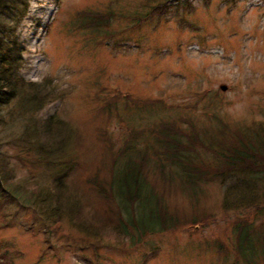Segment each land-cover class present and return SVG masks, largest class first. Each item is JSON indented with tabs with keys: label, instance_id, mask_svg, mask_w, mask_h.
I'll use <instances>...</instances> for the list:
<instances>
[{
	"label": "rangeland",
	"instance_id": "374dc122",
	"mask_svg": "<svg viewBox=\"0 0 264 264\" xmlns=\"http://www.w3.org/2000/svg\"><path fill=\"white\" fill-rule=\"evenodd\" d=\"M141 1H30L21 74L35 82L52 78L64 97L32 118L18 102L0 107V264H234L231 224L238 213L221 211L224 188L205 184L204 197L193 204L179 178L165 181L153 173L158 147L152 129L175 120L193 134L190 122L212 127L215 116L239 125L264 123V0H171L160 22L154 17L135 28ZM87 9L114 11L106 29L112 38L88 28L92 15L81 14ZM116 97L108 120L99 112ZM137 98L159 104L136 112ZM57 115L72 131L63 135V149L51 154L43 145L50 136L36 124ZM135 130L142 131L140 147L152 146L148 180L165 205L185 220L192 205L200 219L211 215L196 231L185 226L132 239L109 223L106 209L116 207L87 181L110 180L109 144L118 153ZM60 179L64 195H58ZM40 191L52 195L53 212L48 199L35 198ZM218 240L228 253L205 251Z\"/></svg>",
	"mask_w": 264,
	"mask_h": 264
},
{
	"label": "trees",
	"instance_id": "16d2710c",
	"mask_svg": "<svg viewBox=\"0 0 264 264\" xmlns=\"http://www.w3.org/2000/svg\"><path fill=\"white\" fill-rule=\"evenodd\" d=\"M30 1L0 0V107L18 102L32 118V115L36 116L50 102L62 99L64 93L59 92L50 77L35 82L26 80L21 74L26 64L22 26L29 15ZM170 2L171 0L141 1L139 13L133 18L136 21L134 27L140 28L154 17L160 22L164 14L173 7ZM186 4L189 3L186 1L185 6ZM86 12L92 15L88 28L101 32L104 39L114 36L106 33V29L111 25L110 20L114 18L113 10L100 12L87 9L81 14ZM104 39L98 42V45L104 43ZM57 95L61 97L56 99ZM119 98H111L99 114L104 113L109 120L114 104ZM158 102L137 98L132 105L138 112L140 106H155ZM37 121L36 126L40 122L42 130L50 136L49 141L44 142V147L51 154L61 151L66 142L63 135L66 136V133H71L72 130H64L69 127L58 115ZM192 123H189L190 128H196L193 134L183 130L175 120L161 121L153 127L152 133L156 137L158 147L154 152L158 165H154L153 170L147 167L153 158V154L149 156L152 146L147 144L140 147L139 144L143 140L142 131H132L126 145L116 154L112 153L113 144L110 143V180L104 183L93 177L88 179L87 183L93 186L103 201L116 207L113 209L109 206L106 209L108 221H112L109 223L115 224L116 229L133 239L134 233L141 237L164 232L175 233L185 226L190 231H196L193 229L195 225L208 222L211 217L208 215L200 219L197 215V205H192V208L196 209L187 220L174 213L165 205L164 197L150 184V170L159 174L165 181L167 178V181L179 178L182 184L189 188L190 191H187L193 204H198L200 197H204L205 184L218 182L224 188L221 211L238 213L236 220L231 224L233 232L236 233V242L233 243L234 264L264 262V223L260 224L259 228L256 224V220L264 216V123L252 120L250 125H239L227 122L219 116H215L212 127H197ZM102 135L104 139L108 136L106 131ZM65 169L71 168L65 167L62 177L65 175ZM167 169L170 171L166 172ZM58 183L61 185L58 195H64V183L61 179ZM35 195L38 201L48 199L53 212L54 206L51 204H54V199L49 191H40ZM44 216L43 220L46 221ZM53 216L60 218L54 213L50 215ZM126 216L128 219H125ZM213 249L219 254L230 251L221 240L207 243L205 251L213 252Z\"/></svg>",
	"mask_w": 264,
	"mask_h": 264
},
{
	"label": "water",
	"instance_id": "95a60500",
	"mask_svg": "<svg viewBox=\"0 0 264 264\" xmlns=\"http://www.w3.org/2000/svg\"><path fill=\"white\" fill-rule=\"evenodd\" d=\"M227 89H228V88H227L226 85H222V86H221V90L226 91Z\"/></svg>",
	"mask_w": 264,
	"mask_h": 264
}]
</instances>
